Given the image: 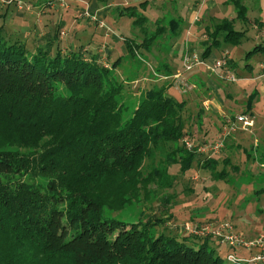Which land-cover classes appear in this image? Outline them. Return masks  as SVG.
Instances as JSON below:
<instances>
[{"label":"trees","instance_id":"1","mask_svg":"<svg viewBox=\"0 0 264 264\" xmlns=\"http://www.w3.org/2000/svg\"><path fill=\"white\" fill-rule=\"evenodd\" d=\"M232 1L247 19L242 0ZM126 10L145 31L141 41L125 39L132 57L180 30L173 19L149 33L145 15ZM216 21L201 57L246 37L236 18ZM60 28L27 46L0 26V264H224L212 237L158 231L173 217V164L225 175L184 145L187 101L168 92L170 80L129 99L117 62L108 67L82 46L65 52ZM258 53L264 43L246 57ZM168 67L155 71L171 78Z\"/></svg>","mask_w":264,"mask_h":264},{"label":"rangeland","instance_id":"2","mask_svg":"<svg viewBox=\"0 0 264 264\" xmlns=\"http://www.w3.org/2000/svg\"><path fill=\"white\" fill-rule=\"evenodd\" d=\"M24 1L27 2V5H29L30 8H27L26 6H24L23 8H19L17 3L4 4L0 6V8H3L4 6H14L16 8H19L21 11H33V4L29 2V0ZM53 1L56 2L54 7L49 6L50 9H44L46 13H52V19H54L53 24H51L52 29L55 27V25H57L58 21H60L61 26L65 29V31L64 29L61 30V35L66 38V42L70 41L69 38L71 35L69 36V34H75V30H80L81 32L85 31V33L81 35V41L80 39H78L80 43H83L80 46H92L93 48L96 47L97 49L98 45H100V43L103 41L104 36L100 39L98 35V29L95 32V26H89V18L80 14V10L78 7V4H81L80 0H67V3L65 5H61L58 0ZM242 3H244L247 8V19H237L236 7L232 0H219V5L215 8H206V11L200 14L201 18L204 17V21L205 17H207L204 26L202 28L196 26L192 29L190 43L194 48H189L190 51H187L183 59V52H185L186 47V37L183 36L178 54L173 57V60L169 58V61H172L175 67L174 71H176V73L171 75L173 77L167 79H173L170 82L171 85L168 88V92L178 100L187 101L186 109L184 111V117L187 130L193 134H189V138L191 137L190 139L195 143L201 142L203 139H205V133L207 135L206 139L208 140V142H213V140L211 139L214 138V136L218 134V131L221 129V127L224 126L221 118L218 115L214 116V112H216L218 106L212 107L214 112L202 111L203 101L209 96L211 97L212 93L210 94V91L207 90L204 86V82L202 83L198 79L200 73L203 72L204 74H202L204 78H207L208 76L210 80H214V78H216L218 82L223 85L222 95L225 97V105L222 107L223 110H226L228 113H230V115H233L234 117L244 111V105H242L244 98L242 94L243 90H240L241 86L235 84L234 82H231L226 76L229 74L228 71H233L232 67L230 65L228 66L227 63V67L224 68V73L222 75L216 73V71H212L211 68L216 61L223 60V55L230 50L231 54L237 58L240 64H242V66L239 68L237 67L238 69L233 73L237 77H239V75L242 76L245 71L243 64L254 60L253 57H246L247 52L253 49L256 45L264 43V27L260 28L257 23V20L264 22V0H242ZM229 5H232V7L234 8V12L232 11V7H230ZM46 13H44V15L49 16V14ZM207 14L208 16H205ZM229 14H232L233 17L236 18V30H245L246 37L240 44L214 47L213 52L215 54V58L217 59L209 61V57H201L199 53L204 51L202 42L203 40L208 39V34L205 31L206 27L213 26L215 22H217V19L220 20L223 18V16ZM48 16H46V18ZM93 20L92 22L95 23V21ZM43 21L45 22L46 20ZM36 22L37 19L34 16L27 17V20L16 16V18L8 19L6 21V31L8 33H10L11 31L14 32L15 30H18V28L23 24L32 25ZM0 24H3V21L0 20ZM107 24L110 25L109 23ZM95 25H98V23H96ZM103 27V34H109L114 29L113 27H111V25L109 26L110 29L106 28L104 24ZM189 29L190 28H187V34L189 32ZM120 36V40L122 42L125 41L126 38L124 37V35L120 34ZM32 40L33 39L31 38L29 45H33ZM73 41H75L74 38ZM101 46L102 44L100 45V47ZM93 48L89 53H87V57H90L91 54H94L93 52H95V50H93ZM191 49L193 50L192 53ZM194 49H197L196 51L197 54H199L198 56L201 60H203L200 64L195 63V60L193 59V56L195 54ZM98 55L100 59L101 56L99 53ZM166 56L169 55L166 54ZM186 57L189 58L188 62L186 60ZM100 61L103 64H106L104 62H107L108 65L106 66L108 67L113 66L112 62L107 61V55L103 60ZM123 68H125V70ZM123 68L119 67L117 69L116 75L120 80H124V82L128 83L126 86V93L128 94L129 99H131L132 97V100L136 101L140 97V94L146 91L152 85L163 84L159 83L158 81L150 82L143 78L134 83L129 78L131 77V75H128V73L126 72L129 71V69H126L125 66ZM141 72L142 74H146L144 69ZM255 72L258 73V69H254L252 73ZM157 74L159 73L157 72ZM140 89H143V91H140ZM229 92L237 97L238 101L234 100L233 95L229 97L227 95ZM128 101L130 100H127V102ZM210 122H212V126ZM201 128L204 131L203 133L201 132ZM207 130L209 131L207 132ZM249 136V142H253V134L251 133ZM223 168L228 169L226 170L228 171V174L225 177H217L212 173V170L200 168L197 163H194L193 167L189 170H186L185 172L181 171L180 164H173L170 167V173L172 174V176H176L177 178L175 186L169 190L170 192H176L177 194L174 206L171 210L173 217H169L170 220L164 226L160 225L158 227V231H164L166 233L179 232L182 234L192 235L194 233H192L191 230H188L185 226L187 223H191L192 225L197 224L199 227H201L207 224H215L214 222H216L217 224L220 222H229L234 227H236V231L243 234L247 238H253L258 233L264 232V215L261 216L262 218L259 221H253L252 223L246 224L241 220V215L245 213L244 208H249L248 211H252V209H254L255 207H259L264 210V192H257L256 194H254V196L252 195L253 191L250 190L249 193L247 192L244 194V196H242L243 190L248 189V186L251 187L254 185V182L248 178V174L243 172L245 170V167L242 166L240 170L238 167L237 170L234 168L232 169L231 167L228 168L227 165L225 166L224 164H221L220 166H218L217 170H219L220 172L225 171L223 170ZM257 169L259 168H255V170ZM260 181H262V179ZM256 185V188L258 189L260 187V184ZM214 187L219 188L217 193L214 191ZM246 195H248L247 198L245 197ZM155 203L157 204V202ZM131 209L127 210V212H120L118 214V217L130 218L131 215H135L137 209L135 207L132 210ZM157 214L159 215V213ZM211 245L217 247V251L224 259V264H231L227 260V255L229 252H235L237 255L242 256L249 255V252L243 247H238L235 250L228 243H220L219 240L216 241L213 238L211 239ZM249 264H264V261L260 260L259 262H251Z\"/></svg>","mask_w":264,"mask_h":264},{"label":"crops","instance_id":"3","mask_svg":"<svg viewBox=\"0 0 264 264\" xmlns=\"http://www.w3.org/2000/svg\"><path fill=\"white\" fill-rule=\"evenodd\" d=\"M27 1V0H26ZM218 1V2H217ZM80 0L81 4H78L80 14L89 18V26H95V32L98 29V35L100 39L104 36L103 41L100 43L102 46L98 45V48H93L92 46H85L83 49L87 53H89L92 48L95 50L94 54H100L101 58L99 60H103L107 55V61L112 62V65L117 62V66H115V73L119 67H126L129 71H126L128 75H131L130 80L132 82H138L140 79H145L150 82H159L164 83L168 82L166 76L157 74L155 71L158 67H162V65L166 64V67H170L173 70L175 69L172 61H169V58L173 60V57L178 54L179 48L181 47V40L183 36L185 39V52H183V59L187 51L189 52V48L192 47L190 43V38L192 36V29L194 27L202 28L207 20V17L201 18L200 14L206 11V8H215L219 5V0ZM33 4V11H21L19 8L14 6H4L0 8V20L3 21L5 29V23L8 19H14L17 17L24 18L27 20V17L34 16L37 19V22L32 25H22L15 30L11 31L9 34L13 38H20L27 43V46L30 44V39L32 38V44L35 42L37 45L40 43L39 40L43 37L52 34V26L54 19H52V13H49L44 9H50L49 4L46 3V0H29ZM27 3V2H26ZM50 6V7H49ZM232 7V5H229ZM135 7L137 12H141L147 18V26L148 32H155L156 28L160 24H169L171 20L177 19L180 21V30L178 34H173V30H168V34L159 35L158 40L156 41L154 46L150 50H138L135 48V52L137 56L132 57L128 53V49L125 45V41H121L120 34H123L125 38H133L137 39V41H141L142 37H145V31L140 28V26H134L133 21L136 19L135 16H128V12L126 8ZM231 9V8H230ZM232 11L234 12V8L232 7ZM44 13L49 14L44 15ZM46 16H48L46 18ZM205 16H208L205 15ZM232 16V17H231ZM223 17L235 18L232 14L225 15ZM94 19V20H93ZM43 20H46L45 22ZM95 21L94 22H92ZM48 23V24H47ZM60 23V21H58ZM98 23V25H95ZM114 29L111 33L103 34V24L106 28L110 29V25ZM150 25V26H149ZM154 26V27H152ZM178 24L174 25V28H177ZM101 27V28H100ZM187 28L189 32L187 34ZM64 27L60 28L59 39L61 40V46L65 52L70 50H78L81 48V44L78 41H81V35L85 33V31L81 32L80 30H75V34H69L70 41L66 42V38L61 35V30ZM118 30V31H117ZM65 31V29H64ZM63 31V34H64ZM170 31V32H169ZM75 35V36H74ZM206 36V35H204ZM65 38V41H64ZM73 38L75 41H73ZM206 41L203 40V42ZM203 44V43H202ZM191 49V53L193 50ZM204 49V45H203ZM197 49H194V52L197 53ZM168 52V53H167ZM94 54H91L90 57H93ZM127 54V55H126ZM168 54L169 56H166ZM200 55L202 52L199 53ZM198 54V55H199ZM227 54V55H226ZM99 56V55H98ZM168 57V58H167ZM209 61L217 59L215 58V54L212 52L209 54ZM206 57V58H207ZM254 60L251 62H246L243 64L245 71L243 75H239L238 80L234 83L241 86L240 90H243V98L244 101L242 105H244V111L251 114L254 124L252 126H248L247 129H243L242 126L239 127L235 132L230 133L225 139L224 147L213 155L197 153L199 157L203 160L205 158H213L218 161L217 167L215 169L216 173H220L217 170L218 166L224 164L227 167H231L232 169L239 170L245 167L244 173L248 174V178L254 182L253 186H248V189L243 190L242 196L245 193H249L250 190L253 191L252 195L257 192H264V55L260 53L252 56ZM251 57V58H252ZM222 58H226L228 62V66L232 67V72L237 70L242 66L240 62L237 60L234 55L231 54L229 50L227 53L223 55ZM239 59V58H238ZM238 61V64H237ZM105 65H108L107 62ZM200 66V65H199ZM198 66V67H199ZM168 67V68H169ZM238 67V68H237ZM202 68V67H201ZM125 70V68H123ZM145 70L146 74H142V70ZM241 69V68H240ZM254 69H258V73L256 70V74L252 73ZM249 70V71H248ZM179 71V70H178ZM247 72V73H246ZM176 73V71H175ZM174 73V74H175ZM203 73V72H202ZM200 73L198 79L203 83L207 90H209L211 97L209 96L202 103L203 109L202 111H213V106H218L216 112H214V116L218 115L223 123V127L218 131V134L214 136L211 140L217 141L221 138L224 127L228 124L229 119L233 120L235 117L230 115L226 110H223L222 107L225 105V97L222 95V87L221 83L218 82L216 78L214 80H210L204 78L203 74ZM250 74V75H248ZM207 75V74H206ZM141 77V78H140ZM136 78V79H134ZM128 80V79H127ZM163 80V81H162ZM173 80V79H172ZM170 79V82L172 81ZM162 81V82H160ZM232 82V81H231ZM140 91H143V89ZM145 92V91H144ZM241 93V92H240ZM255 93V98L252 103L251 109L248 108L249 98ZM229 97L233 94L230 92L227 94ZM234 97V100H237V97ZM240 114V113H239ZM203 122V121H202ZM205 124V123H204ZM212 126V122H210ZM201 132L203 133V129L201 128ZM209 130H207L208 132ZM220 132V133H219ZM253 134V142L250 141V134ZM187 137H189L187 135ZM207 135L205 133V139L198 143H206L208 142L206 139ZM240 163V164H239ZM246 165H245V164ZM255 168H259L255 170ZM225 170L224 177L228 174V169ZM262 179V181H260ZM260 184V187L257 189V185ZM262 184V185H261ZM219 188L214 187V191L217 193ZM248 195L245 197L247 198ZM255 196V195H254ZM249 209V208H248ZM247 208H244L245 213L241 215V220L243 223H252L253 221H259L264 215V210L255 207L252 211H248ZM208 221V220H207ZM210 221V220H209ZM218 222V221H217ZM201 223V222H200ZM216 223V222H214ZM236 228V227H235ZM216 240V239H215ZM217 241V240H216Z\"/></svg>","mask_w":264,"mask_h":264},{"label":"built area","instance_id":"4","mask_svg":"<svg viewBox=\"0 0 264 264\" xmlns=\"http://www.w3.org/2000/svg\"><path fill=\"white\" fill-rule=\"evenodd\" d=\"M61 5H65L67 0H58ZM17 3L19 8L26 6L30 8L29 5L24 0H0V6L4 4ZM46 3L50 6H55L56 2L53 0H46ZM193 59L195 63L200 64L203 60L200 59L197 53L194 54ZM187 62L189 58L186 57ZM227 59L216 61L211 67L212 71L222 75L224 73V68L227 67ZM264 69V64L262 65ZM221 69V71H220ZM229 74L226 75L228 80L235 82L238 77L233 73L228 71ZM264 75V72H263ZM254 120L250 113L241 112L237 114L235 119H229L228 124L224 127L222 136L219 140L206 143H195L189 137H184L183 143L186 148L190 151L196 153H203L208 155H213L218 153L225 145V139L227 136L235 132L239 127L242 126L243 129H247L248 126H252ZM186 228L191 230L192 233L198 236H210L213 239L219 240L220 243H228L233 249L238 247H243L249 252V255H237L235 252H229L227 255V260L232 264H249L251 262L264 261V232L258 233L253 238H247L243 234L236 231L235 227L229 222H220L215 224H207L199 227L197 224L192 225L187 223Z\"/></svg>","mask_w":264,"mask_h":264}]
</instances>
